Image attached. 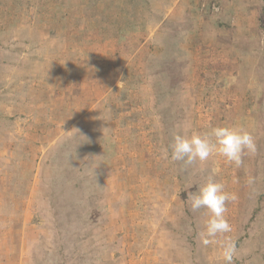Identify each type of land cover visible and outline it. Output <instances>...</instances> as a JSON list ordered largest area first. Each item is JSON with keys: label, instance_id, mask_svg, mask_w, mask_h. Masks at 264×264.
<instances>
[{"label": "rangeland", "instance_id": "rangeland-1", "mask_svg": "<svg viewBox=\"0 0 264 264\" xmlns=\"http://www.w3.org/2000/svg\"><path fill=\"white\" fill-rule=\"evenodd\" d=\"M217 126L253 136L240 167L165 157ZM209 176L236 198L203 246ZM227 239L264 264V0H0V264H226Z\"/></svg>", "mask_w": 264, "mask_h": 264}, {"label": "clouds", "instance_id": "clouds-1", "mask_svg": "<svg viewBox=\"0 0 264 264\" xmlns=\"http://www.w3.org/2000/svg\"><path fill=\"white\" fill-rule=\"evenodd\" d=\"M77 132V130H75ZM83 137V136H82ZM85 139V138H84ZM172 161L183 162L192 165L195 162H204L218 153L230 163L240 167L243 164V156L246 153H255L256 144L250 132L243 128L217 126L210 133L203 135L193 133L185 136L175 133L172 142L165 150V157ZM248 183H254V178H249ZM225 185L216 182L211 176L206 182L197 187L195 192H189L186 202L193 213L201 209L207 210V218L204 221L203 230L199 233V239L203 246L215 242L218 234L230 232L231 226L225 218L226 202L234 200V194L224 191ZM222 255L226 264H233V258L237 254V247L231 239L222 242Z\"/></svg>", "mask_w": 264, "mask_h": 264}]
</instances>
